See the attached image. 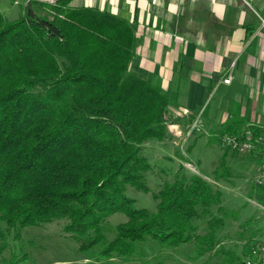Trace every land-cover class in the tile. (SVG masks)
<instances>
[{
    "label": "trees",
    "instance_id": "16d2710c",
    "mask_svg": "<svg viewBox=\"0 0 264 264\" xmlns=\"http://www.w3.org/2000/svg\"><path fill=\"white\" fill-rule=\"evenodd\" d=\"M68 1L43 3L42 14L25 5L13 19L0 12V243L62 219L85 264L139 257L148 238L209 252L230 213L220 190L195 172L175 173L153 191L145 183L141 146L174 138L168 124L180 115L162 88L129 69L137 41L130 22ZM233 123L216 132L240 129ZM223 148L211 179L223 176ZM126 186L150 191L154 207L135 205ZM114 212L124 218L110 225ZM220 248L213 253L223 252L225 264H244Z\"/></svg>",
    "mask_w": 264,
    "mask_h": 264
},
{
    "label": "crops",
    "instance_id": "0c3cea01",
    "mask_svg": "<svg viewBox=\"0 0 264 264\" xmlns=\"http://www.w3.org/2000/svg\"><path fill=\"white\" fill-rule=\"evenodd\" d=\"M31 1L43 10L44 0H28L35 12ZM68 5L104 8L130 22L137 41L128 67L164 90L169 110L173 106L180 120L187 119L188 127L180 130L196 122L209 136L233 120L236 128L250 124L264 131V0H69ZM226 75L228 82H222Z\"/></svg>",
    "mask_w": 264,
    "mask_h": 264
},
{
    "label": "rangeland",
    "instance_id": "374dc122",
    "mask_svg": "<svg viewBox=\"0 0 264 264\" xmlns=\"http://www.w3.org/2000/svg\"><path fill=\"white\" fill-rule=\"evenodd\" d=\"M31 4L36 8L35 13H43L42 9H38L40 3L31 1ZM25 5H28V0H0V12L5 18L13 19L21 15ZM171 107V112H177L175 107ZM182 120L178 119V125L174 123L169 126L174 138L158 142L149 140L141 146L140 152L149 162L144 180L150 191L158 189L164 180H171L175 173L188 175L195 172L212 182L221 192V205L230 212L217 230L218 242L209 252L197 255L192 243L161 245L148 238L140 247L139 257H112L110 264H225L223 252L217 250L213 253L216 247L234 252L242 259L250 244H264V186L254 184L255 160L244 154H240L241 158L237 159L230 156V150L227 149L225 166L221 171L223 176L217 180L211 179V169L218 164L225 146L217 143L218 132L206 136L195 131V135L185 137L189 131L184 129L182 134L180 129L188 127L185 125L187 119L185 123ZM176 128L179 134H175ZM205 137L208 139L205 140ZM186 160L192 162L194 167L184 162ZM150 191L132 186L125 188V193L134 198L135 205L151 209L155 199ZM123 218L121 213L114 212L109 215L108 221L113 225ZM62 224V219H56L24 226L16 235L9 234L6 241L0 243V264H13V257L16 258L15 264H85L86 259L82 258L75 241L62 230ZM201 226L203 224L200 221L198 231L202 229Z\"/></svg>",
    "mask_w": 264,
    "mask_h": 264
},
{
    "label": "built area",
    "instance_id": "2783aa9c",
    "mask_svg": "<svg viewBox=\"0 0 264 264\" xmlns=\"http://www.w3.org/2000/svg\"><path fill=\"white\" fill-rule=\"evenodd\" d=\"M53 1L54 0H46L47 3H53ZM262 23L264 24V19ZM228 79L229 77L226 76L222 78V81L228 82ZM173 125L168 124V127ZM193 128L199 129L196 122L191 125L188 131ZM176 130L175 134H179V130L177 128ZM171 132L173 133V131ZM216 141L220 146H225L228 150L234 151L237 154L250 155L255 160L256 172L253 177L254 184L264 186V131H253L250 124H245L235 131H222L216 133ZM244 264H264L263 243L257 245L250 244L244 257Z\"/></svg>",
    "mask_w": 264,
    "mask_h": 264
}]
</instances>
